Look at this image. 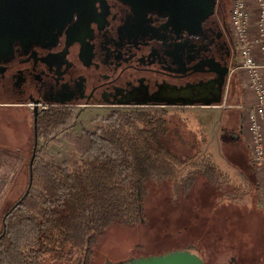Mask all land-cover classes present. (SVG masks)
Instances as JSON below:
<instances>
[{
    "label": "flooded vegetation",
    "instance_id": "af4514ba",
    "mask_svg": "<svg viewBox=\"0 0 264 264\" xmlns=\"http://www.w3.org/2000/svg\"><path fill=\"white\" fill-rule=\"evenodd\" d=\"M229 8L227 0H215L213 11L189 30L165 10L83 0L59 27L14 39L0 54V114L8 111L9 129L13 115L31 118L32 144L21 155L33 161L42 146L39 121L52 109L203 106L169 104L179 90L184 98L223 99L236 58Z\"/></svg>",
    "mask_w": 264,
    "mask_h": 264
},
{
    "label": "trees",
    "instance_id": "16d2710c",
    "mask_svg": "<svg viewBox=\"0 0 264 264\" xmlns=\"http://www.w3.org/2000/svg\"><path fill=\"white\" fill-rule=\"evenodd\" d=\"M175 109L182 108L111 109L93 129L73 133L61 160L48 146L63 144L60 130L51 132L69 112L44 115L39 134L45 144L31 163L30 187L2 214L0 264H89L106 228L146 222L152 184L170 180L186 193L202 176L217 186L216 158L187 143L183 131L189 123ZM182 146L193 153H177Z\"/></svg>",
    "mask_w": 264,
    "mask_h": 264
},
{
    "label": "rangeland",
    "instance_id": "374dc122",
    "mask_svg": "<svg viewBox=\"0 0 264 264\" xmlns=\"http://www.w3.org/2000/svg\"><path fill=\"white\" fill-rule=\"evenodd\" d=\"M227 1L230 7L231 0ZM244 76L242 71L232 72V87H227L218 105L174 110L189 123L183 131L187 143L203 154L210 151L216 158L221 173L219 184L209 185L199 176L186 193L175 190L170 180L152 184L145 203L146 222L112 224L106 228L93 247L89 264H120L183 248L198 254L205 264H262L264 185L257 187L243 127L246 124L243 117L252 103L251 93L242 84ZM61 110L69 114L51 133L60 130L58 137L63 144L48 146V151L57 155L58 160L68 153L66 146L71 137L80 134L81 128L93 129L111 107ZM7 113L0 114V227L5 208L26 190L31 174L30 157L21 155L32 144L31 118L13 115L16 125L9 129ZM63 127L67 130L61 131ZM15 132L17 135L12 134ZM43 140L40 138L38 143L42 145ZM187 143L184 145L188 147ZM189 150L182 146L175 151L193 153ZM242 155L247 162H243ZM253 176L256 184L250 181Z\"/></svg>",
    "mask_w": 264,
    "mask_h": 264
},
{
    "label": "water",
    "instance_id": "95a60500",
    "mask_svg": "<svg viewBox=\"0 0 264 264\" xmlns=\"http://www.w3.org/2000/svg\"><path fill=\"white\" fill-rule=\"evenodd\" d=\"M83 0H0V54L8 50L14 39H29L69 19L74 9ZM143 9H159L170 13L178 26L189 30L199 27L200 20L213 11L215 0H128ZM185 89V88H184ZM183 89V90H184ZM182 90L168 100L169 104L218 105L221 94L213 96L195 95L184 98ZM32 159L30 160V164ZM32 180L30 174L28 188ZM25 190L24 195L27 193ZM129 264H205L203 259L189 250H175L163 255L129 260Z\"/></svg>",
    "mask_w": 264,
    "mask_h": 264
},
{
    "label": "built area",
    "instance_id": "2783aa9c",
    "mask_svg": "<svg viewBox=\"0 0 264 264\" xmlns=\"http://www.w3.org/2000/svg\"><path fill=\"white\" fill-rule=\"evenodd\" d=\"M229 27L236 51L231 72L245 73L242 84L252 95L243 127L260 188L264 185V0H231Z\"/></svg>",
    "mask_w": 264,
    "mask_h": 264
},
{
    "label": "crops",
    "instance_id": "0c3cea01",
    "mask_svg": "<svg viewBox=\"0 0 264 264\" xmlns=\"http://www.w3.org/2000/svg\"><path fill=\"white\" fill-rule=\"evenodd\" d=\"M262 264H264V258H263V262H262Z\"/></svg>",
    "mask_w": 264,
    "mask_h": 264
}]
</instances>
